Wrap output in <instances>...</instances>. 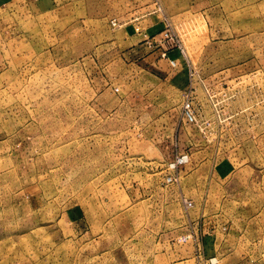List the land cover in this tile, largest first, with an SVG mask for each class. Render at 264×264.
Listing matches in <instances>:
<instances>
[{
  "label": "rangeland",
  "instance_id": "obj_1",
  "mask_svg": "<svg viewBox=\"0 0 264 264\" xmlns=\"http://www.w3.org/2000/svg\"><path fill=\"white\" fill-rule=\"evenodd\" d=\"M0 264H264V0H0Z\"/></svg>",
  "mask_w": 264,
  "mask_h": 264
},
{
  "label": "crops",
  "instance_id": "obj_2",
  "mask_svg": "<svg viewBox=\"0 0 264 264\" xmlns=\"http://www.w3.org/2000/svg\"><path fill=\"white\" fill-rule=\"evenodd\" d=\"M136 21V20H135ZM138 21V20H137ZM134 22V21H133ZM134 24H139L140 25V23L139 22H135ZM144 25H145V27L147 28V29H149V28H153V27H155L156 26V22H147V23H143ZM131 39H137V42H139V43H141V45H140V47H138V49L140 50V49H142V51H145V53L146 54H144L143 56H142V60L143 61H146V62H148V63H150V64H152V65H165L166 66V62H170V60H172L171 59V57H172V51H170L169 52V50H167V48H166V46L165 45H163V50H162V48H158V46L156 47V48H150L149 46H148V42L147 41H142L141 42V40L138 38V36L137 35H133V37H131ZM158 48V49H157ZM169 49V48H168ZM166 53V57H163L162 56V54L163 53Z\"/></svg>",
  "mask_w": 264,
  "mask_h": 264
},
{
  "label": "built area",
  "instance_id": "obj_3",
  "mask_svg": "<svg viewBox=\"0 0 264 264\" xmlns=\"http://www.w3.org/2000/svg\"><path fill=\"white\" fill-rule=\"evenodd\" d=\"M171 34L169 33V32H166V33H164L163 34V36H162V40H164V42H166L167 40L169 41V40H172V42H174L175 43V41L173 40V38L170 36ZM173 36V35H172ZM162 56L163 57H166V53L164 52L163 54H162ZM171 62V64L172 65H175V62L172 60V61H170ZM185 117H186V119L187 120H189V121H193L194 120V117L192 116V114H191V112L187 109L186 110V114H185ZM183 163V159L182 158H179L178 160H177V164H182ZM169 180H171V179H169ZM184 204H185V206H186V208L188 207V206H191V202H188V201H184Z\"/></svg>",
  "mask_w": 264,
  "mask_h": 264
}]
</instances>
